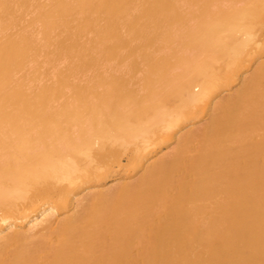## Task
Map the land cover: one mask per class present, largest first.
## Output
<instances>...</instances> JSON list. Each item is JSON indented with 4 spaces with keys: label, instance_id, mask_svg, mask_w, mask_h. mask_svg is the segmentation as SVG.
<instances>
[{
    "label": "bare ground",
    "instance_id": "6f19581e",
    "mask_svg": "<svg viewBox=\"0 0 264 264\" xmlns=\"http://www.w3.org/2000/svg\"><path fill=\"white\" fill-rule=\"evenodd\" d=\"M0 264H264V0H0Z\"/></svg>",
    "mask_w": 264,
    "mask_h": 264
},
{
    "label": "rangeland",
    "instance_id": "374dc122",
    "mask_svg": "<svg viewBox=\"0 0 264 264\" xmlns=\"http://www.w3.org/2000/svg\"><path fill=\"white\" fill-rule=\"evenodd\" d=\"M28 15H29V16H28ZM28 15L26 16L27 18H29V17L31 16L30 14H28ZM89 35H90V34H89ZM91 35H92V34H91ZM91 35H90V36H91ZM42 52L44 53V50L41 51V54H43ZM43 56H44V54L41 55L40 58H41V59H44ZM61 60H62V59H60V60L57 61L58 64H59V65H65L67 59H65V60L63 59V60H62V61H64L65 63L61 62ZM29 62H31V63H29ZM29 62L25 65L26 67H25L24 70H23L24 72H26V71L29 72V71H31V70L33 69V67H34L35 65H38V64L36 63L37 61H29ZM60 62H61V64H60ZM62 63H63V64H62ZM52 64H53V63H52ZM45 65H48V64L44 63L43 66H45ZM32 66H33V67H32ZM49 66H52V65H48V66H45V67H42V68L39 69V70L43 69V70H42V71H43V74H42L43 79H44V78L46 79V78L48 77V75H49L48 72H49V73H53V71H54V67H53V66L50 67V68H46V67H49ZM52 68H53V69H52ZM47 70H48V71H47ZM42 71H41V72H42ZM45 72H47V73L45 74Z\"/></svg>",
    "mask_w": 264,
    "mask_h": 264
}]
</instances>
